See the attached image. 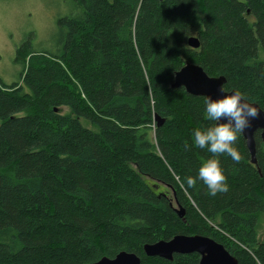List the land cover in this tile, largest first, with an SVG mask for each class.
<instances>
[{
  "label": "trees",
  "instance_id": "obj_1",
  "mask_svg": "<svg viewBox=\"0 0 264 264\" xmlns=\"http://www.w3.org/2000/svg\"><path fill=\"white\" fill-rule=\"evenodd\" d=\"M66 2L51 48L34 49L28 34L18 80H0V264H89L120 251L196 264V253L144 254L176 234L264 264V140L255 132L256 165L242 136L238 163L219 157L227 192L188 188L211 156L194 130L211 122L204 97L170 88L189 62L264 108V0Z\"/></svg>",
  "mask_w": 264,
  "mask_h": 264
},
{
  "label": "water",
  "instance_id": "obj_2",
  "mask_svg": "<svg viewBox=\"0 0 264 264\" xmlns=\"http://www.w3.org/2000/svg\"><path fill=\"white\" fill-rule=\"evenodd\" d=\"M187 46L196 49L199 47V40L196 36L187 39ZM224 76H208L197 64L185 62L174 73L170 88L182 87L185 92L192 96L211 95L213 97L223 95L219 91L220 85H224ZM232 91V90H231ZM229 91V92H231ZM258 105V104H257ZM259 106V105H258ZM155 121L159 125L163 120L155 115ZM259 131L260 137L264 140V112L252 121V126L246 129L245 135H241L245 141V146L250 155V163L256 165V143L255 132ZM176 204V202H175ZM174 211L182 217L184 210L176 204ZM143 252L148 257H159L165 260H172L174 254L199 255L196 264H238L237 259L232 256L225 247L208 236L199 234L185 235L176 234L168 240H159L152 244H144ZM89 264H141L139 257L133 252L120 251L113 258L102 257Z\"/></svg>",
  "mask_w": 264,
  "mask_h": 264
},
{
  "label": "clouds",
  "instance_id": "obj_3",
  "mask_svg": "<svg viewBox=\"0 0 264 264\" xmlns=\"http://www.w3.org/2000/svg\"><path fill=\"white\" fill-rule=\"evenodd\" d=\"M219 91L223 95H206L204 99V115L211 125L194 130L192 139L196 148L206 150L211 156L197 169L195 178H186L188 188L194 187L199 180L212 196L228 191L227 178L219 157L226 154L238 163L241 157L235 145L239 137L245 135L252 121L264 112V108L251 102L239 90L229 92L222 84Z\"/></svg>",
  "mask_w": 264,
  "mask_h": 264
},
{
  "label": "rangeland",
  "instance_id": "obj_4",
  "mask_svg": "<svg viewBox=\"0 0 264 264\" xmlns=\"http://www.w3.org/2000/svg\"><path fill=\"white\" fill-rule=\"evenodd\" d=\"M69 11L66 0H0V80L12 84L21 70L15 49L31 34L34 49L51 48L56 18ZM63 112H67L66 109ZM264 237V219L259 239Z\"/></svg>",
  "mask_w": 264,
  "mask_h": 264
}]
</instances>
